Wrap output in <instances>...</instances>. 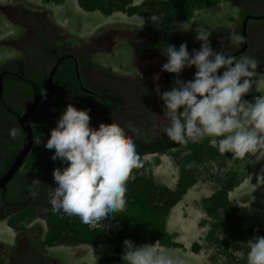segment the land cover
<instances>
[{"label": "clouds", "instance_id": "1", "mask_svg": "<svg viewBox=\"0 0 264 264\" xmlns=\"http://www.w3.org/2000/svg\"><path fill=\"white\" fill-rule=\"evenodd\" d=\"M151 1L153 0H144L143 3H137L133 6H140L145 2ZM29 2L30 0H24L22 2L0 0V4L2 5L9 4L16 5L17 7H28L27 3ZM46 5H49V7L45 6L46 9L51 11V7H53L54 3L52 0H49V3ZM143 10L146 11L148 8L145 6ZM200 10V8L195 7L193 17L196 16ZM84 11L88 12L83 14L87 18H91L94 14H98L99 16L100 13L103 14L100 11ZM118 14L122 16L121 21L126 22L127 25H114V23H111L112 21H110V18ZM42 16L56 24L64 38L66 37L64 32L71 35L77 34V40L82 46L68 41V38L57 42L58 45L59 43L66 45L67 52L73 49V51H71L72 53H76V51L77 53H81L80 47L83 49L85 43H92V39H97L106 35L105 33H97L103 28L102 26L95 31L92 30L88 37H83L76 31H71L67 27L66 29L63 28L58 24V20L55 17L51 18L45 13H43ZM105 16L109 17L108 24L112 25L109 26L108 29L130 27L133 25L132 22L130 23L131 18L147 17V19L150 20H145L137 24V26L153 24V29H165L186 39H188L191 34L187 31L192 27V25L187 24V22L194 19L191 17L187 20H175L167 24L161 13L152 15L147 14V16H129L119 11ZM152 16H155L154 18L157 19L152 21V19L149 18ZM0 19L2 21L0 29L3 31H6V29L15 30L13 35L9 36L7 39L0 40V45L10 47L7 45L9 40L20 41V37L22 36L19 34L20 29L19 27L9 24L8 21L2 19L1 16ZM179 22H181L179 24L180 26H175V23ZM165 24L168 26L166 27ZM78 26L80 27V25ZM193 30L195 32L194 39L200 42L198 50L193 49L190 53L186 43H181L178 47L166 45L162 49V55L166 56V62L161 65L162 72L179 76L183 69L190 67L195 68L192 79L185 81L176 79L174 81V86L162 93L159 92L158 88L156 89L159 99L163 102L162 117L167 121L166 126L163 128L165 139L169 140V142L173 141L183 145L188 142L199 143L202 139L205 140V137L218 138L213 139L211 143H213L220 154L230 153V158H227L229 161L245 159L246 156H254L257 161L260 160L264 157V95L254 96L252 101L242 99L255 82L252 78L264 75L256 71L258 61L249 56L235 57L226 55L223 51L214 50L209 43L210 32L207 28L197 25ZM112 37L114 40L116 38L120 39L117 35H113ZM244 39V36L237 32H229L227 36L228 44L235 47H239L243 44ZM117 46L118 45L109 49L105 47V43L103 42L99 46L92 47V53L89 59L93 69L102 70V74L104 75L109 74L111 76H116V74L107 71L111 69H103L98 66L95 67L93 64V56L97 52H113ZM9 54L10 57L7 62H5V60L3 62L0 61V66L10 67L17 63H13V60L17 61L19 59L17 50L13 48ZM78 57L81 59L80 56ZM55 68L57 70L58 65H56L52 71ZM56 70L52 77V90H54V86L56 85V80L54 79ZM76 70L78 71V69ZM218 70H220L219 74ZM113 71L118 72L115 70ZM121 74L125 73L121 72ZM31 78H34L33 73H31ZM27 82L25 84L37 85L35 82ZM17 84L19 83H16V86ZM68 86L69 84L66 88H68ZM73 92L76 91L74 90ZM41 94L43 95V89H41ZM80 95L82 98H93V96ZM49 102L53 103L51 101ZM55 102L58 101L55 100ZM108 104L114 109L119 108L110 99L108 100ZM59 109L61 110V114L57 115L55 123L49 120L50 124L46 129V132H49L47 135H44L43 139L41 137L45 144L44 146H39L41 158H36V163H34V165L42 166L44 169L52 171V178L56 186L54 188L48 187V203L54 213L59 211L67 214V217L77 216L82 224L89 225L91 228H100L111 232L108 226L112 225V223L120 226V222H108L101 218H108L112 213L121 211L125 207L126 181L131 170L141 166L139 154L135 150L136 145L133 141L135 137L126 136L120 125L114 122L110 124L100 123L96 128L91 127L89 124L90 109H77L72 104H68L66 107L60 104ZM31 112L32 111H30L25 118H28ZM34 122L35 121H33L32 125H34ZM19 129L21 132L20 135L18 134L19 130L15 127L8 130L10 138L15 139L17 136H20L16 142L19 141L21 136L23 137L26 134L23 128ZM22 129L23 132L21 131ZM5 132L7 131L5 130ZM27 158L28 157L24 159L20 168L25 162V165L28 163L26 161ZM15 160L7 166L10 168L5 170L6 172L3 170L1 171L0 178L11 169ZM29 162L31 163V161ZM0 165L6 166L3 165L2 162ZM20 168L17 170L14 177L18 171H20ZM256 180L257 185L264 183V175L258 174ZM10 181L6 185L5 192L1 190L2 197L6 194ZM32 183L41 184L38 179H33ZM3 202L4 200L0 199V205H2ZM27 208H29L28 211H31V214H34V210L27 205L20 210L22 211ZM13 216L10 218L6 216L0 219V222L10 220L9 223L15 231L22 228L17 234L18 237L29 235L36 226L43 229L46 228V224L43 220H40L43 226L42 223L34 225V218L31 219L28 217L30 223H24V221L19 223ZM92 224L94 225L92 226ZM24 231L27 232V235H22ZM5 233L8 234L7 232ZM11 236L15 237L12 234ZM0 242L3 247H0L1 261L3 252L9 254V251H13V249L11 247L8 251H4L8 244H6L4 240H0ZM122 244V252L117 254L115 251L110 257H120L122 254L121 259L123 264H185L182 258L173 254L171 251L160 249L162 245L159 243V245L156 243L138 245L133 240L125 239ZM82 246L88 247L91 251L94 249L98 252H100L102 247L100 245L99 250H96L95 247L91 245L87 246L86 244L77 247L81 248ZM246 247V264H264V236H253L248 239L246 241ZM49 254L51 255L50 251ZM236 254L240 255L241 253L237 252ZM53 258L56 259L55 257ZM101 258L102 256L100 259Z\"/></svg>", "mask_w": 264, "mask_h": 264}, {"label": "flooded vegetation", "instance_id": "2", "mask_svg": "<svg viewBox=\"0 0 264 264\" xmlns=\"http://www.w3.org/2000/svg\"><path fill=\"white\" fill-rule=\"evenodd\" d=\"M237 9L238 20L234 21V17L230 16L229 24L226 29L229 32H237L244 36V42L239 47L228 44L227 37H222L218 41L209 42L210 45H215L214 50L223 51L226 55H232L235 57L249 56L255 58L258 61L257 71L264 72V0H228ZM242 4L248 5L250 12L242 15ZM0 16L2 19H6L9 24L19 27L22 36L20 41L9 40L8 46L15 48L18 52L19 59L13 60L19 70H16L13 66L3 67L0 66V147H5L4 150H0L1 157H11L15 151V145L10 146L11 143H16L20 136L12 139L8 135L10 128H22L20 121H26L25 124L30 126L32 131V142H28L27 135L19 139L20 147L14 156L16 159L20 153L27 149V155H37V131L45 132L50 124V121L55 123L57 115L61 114L60 104L65 107L68 104H72L77 109H90L89 124L91 127L96 128L100 123L110 124L112 122L120 125L126 136H131L135 145L139 146V137L135 130L131 127H125L126 120L129 116L128 106H121L118 109L112 108L108 104L110 99L115 104L117 99H121L124 96L116 94L113 84L108 82L109 78L107 74H102V70L94 68L91 64L89 57L91 56V48L99 46L101 43H105V47L112 49L118 43L112 37L117 35L121 41L125 43H131L135 50L134 63L137 65L138 70L141 73L140 79L147 77L150 83L156 82L170 77V86L174 84L176 79L185 80L192 79L195 71L194 67L185 68L181 71L179 76L161 71V65L166 62V56L162 55V49L166 45H172L178 47L181 43H186L188 51L191 53L193 49H199L200 42L193 40L195 33L189 35L191 42L186 38L178 36L176 33H172L165 29H151L147 26L132 25L130 27H120L108 29V33L100 38L92 39V43H85L83 49H80L81 53L67 52L66 45L62 43L57 44V41H63L65 38L62 32L56 24L47 20L42 16V12L30 9L28 7H17L16 5H2L0 4ZM37 20V21H36ZM234 24V25H233ZM137 27L143 32H135L134 27ZM95 44V45H94ZM73 46V45H72ZM212 48V47H211ZM101 49V48H100ZM80 54V55H79ZM80 56L81 59L78 57ZM65 60H70L75 64V70H82V75H77V81L70 82L67 89H56L54 86L53 96L41 98L38 102V97L44 95L47 87V79L50 77L52 69L61 64ZM58 68V69H59ZM30 71H28V70ZM32 70V71H31ZM77 71V70H76ZM218 70V74H219ZM98 72H101V78L98 79ZM31 73L37 75L45 81L43 87V95L41 89L37 88V85H32V90H28L25 87V83L29 81L34 82L31 78ZM41 73V74H40ZM58 70L55 75L57 78ZM145 76V77H144ZM158 77V78H157ZM98 79V81H97ZM183 80V81H185ZM19 83V87L16 86ZM76 83L78 85H76ZM154 86L144 87L152 90ZM168 86H165V88ZM164 88V89H165ZM76 92H73V91ZM85 92V93H84ZM83 96H93V98H82ZM56 98V99H54ZM57 100L58 102H55ZM49 101L53 102L50 103ZM249 101V100H248ZM129 103L134 104L132 97L129 98ZM37 104V108L33 110L28 118H25L30 109L34 108ZM50 120V121H49ZM34 122V125L32 123ZM5 130L7 132H5ZM23 132V129L21 130ZM49 132V131H48ZM133 133L132 135H127ZM43 135L40 134V138ZM202 139L201 141H203ZM137 143V144H136ZM172 147L178 146L179 143L173 142ZM141 145V144H140ZM138 152H142L140 149H135ZM144 154V152H143ZM36 158H33L34 160ZM26 163V162H25ZM24 163V165H25ZM28 162L27 164H29ZM1 164V163H0ZM31 165L24 169V165L20 168V171L8 184V188L4 197L2 192L0 193V199L4 202L0 205V219L12 217L17 212L25 207L29 206L34 210L35 217L48 224V214L52 212L51 206L48 203L47 192L48 187L54 188L56 186L52 178V171L44 169L42 166ZM13 166V164H12ZM1 171L8 170L10 167L0 165ZM6 172V171H5ZM38 179L41 184H33L32 180ZM8 194V195H7ZM40 213V214H39ZM54 213V212H53ZM67 217V214H66ZM48 229V227H47ZM46 231L38 227L34 230L38 233V238L34 237L33 240L42 242L46 236ZM29 233V232H28ZM44 233V235H43ZM43 235V236H42ZM25 242V241H24ZM34 244V243H33ZM0 247L3 248L0 244ZM51 247H44V253L41 254L36 250L28 251L30 249L29 243L22 244L16 250L3 252L1 255L0 264H45L46 256L50 264H57V259H54L50 254Z\"/></svg>", "mask_w": 264, "mask_h": 264}, {"label": "rangeland", "instance_id": "3", "mask_svg": "<svg viewBox=\"0 0 264 264\" xmlns=\"http://www.w3.org/2000/svg\"><path fill=\"white\" fill-rule=\"evenodd\" d=\"M11 1L22 2L24 0ZM67 1L57 0V2L62 3ZM47 3H49V0H30V2L27 3V6L30 9H38V11H41L42 14L45 13L49 17L53 18L55 17V9L51 7V11L47 10L46 7H49V5H46ZM137 3L133 0V5ZM144 8L145 6L143 4V9ZM200 9L201 10L198 11L197 15L193 17L194 19L187 22V24L192 25L187 32H190L191 34L195 33L193 29L197 25L205 27L210 32L209 42H215L222 37L228 36L229 30H227L226 27L229 24L230 16L234 17V21L238 20V12L234 5L228 0H215L211 7H204ZM192 11L194 12V9ZM146 12L148 13V10H146ZM95 16L100 17V19L92 18L84 21L81 17L69 16V21H71V25L79 24L80 27L91 29L94 24L104 19L103 24L105 25H103V28H101L97 33L107 34L108 27L112 26L108 24L109 17L105 15L98 16V14H94L92 17ZM155 16L149 18L153 21L154 19H157L154 18ZM121 17L122 16L119 14L115 15L113 18H110V21H112L111 23H114V25H127L126 22L121 21ZM62 20L63 19H61V21ZM145 20L150 19H147V17H135L133 19L131 18L130 23L132 22L133 25H137ZM1 23L2 21L0 19V27ZM180 23L181 22L175 23V26ZM152 25L147 26L153 30L154 27ZM143 26H145V24ZM165 26L167 27L168 25L165 24ZM134 30L136 33L143 32V30L138 29L136 26L134 27ZM14 32V29H6V31L0 29V40L7 39L9 36L13 35ZM64 33L66 34L65 39L68 38V41L82 46L77 40V34L71 35L66 32ZM88 36V31L84 30L83 37ZM115 40L118 42L116 49L113 52H97L93 56V64L95 67L98 66L103 69H111L107 71L116 74V76L108 75L109 78L107 81L113 84V88L115 89L117 95H125L121 99H117V101H115L117 107L128 106L127 109L129 116L126 120L125 127L127 128L131 126L139 138L143 140L139 141L148 145V143L150 144L152 141H156L159 138H165L163 128L166 126L167 121L162 117L163 102L159 99L156 89L158 88L159 92L162 93L163 91L169 90L172 86H174V84L170 86V77L166 79L162 77L163 81L157 80L153 83H150L147 80L148 78L145 76V78L141 80V73L138 70L137 65L134 63L135 50L133 49L132 44H127L125 43L126 41H121L118 38ZM187 40L191 42L190 37ZM211 47L213 49L215 45H212ZM12 49L13 48L11 47L0 45V61L3 62L5 60V62H7L10 57L9 52H11ZM113 70L118 72H114ZM260 71L261 72L257 71V73L264 74L262 73V69ZM121 72L125 74H121ZM98 74V79H100L101 72H98ZM252 79L255 82L249 89V92L245 94L242 99L252 101L254 96L264 95V75L253 77ZM33 80L37 83L43 81V78H35ZM183 80H185V77L181 81ZM150 86H154L152 90L144 88ZM165 86H168V88L163 90ZM130 97L134 100L133 105L129 103ZM36 131L37 152L38 157L41 158L39 146H44L45 142L42 139L44 135L48 134V131L38 132L37 129ZM40 134L43 135L42 139L40 138ZM127 135L133 136V133H129ZM213 139L218 138H209L210 145L215 147L213 143H211ZM164 148L166 149L167 146ZM4 149L5 147H0V150ZM183 149H186L188 153L191 152L185 145L179 144L178 146L170 147V150L168 151L143 154L139 158L142 167L140 175L153 180L156 185L167 187L170 190H175L180 172L176 153L181 152ZM228 154L231 155L230 153ZM229 155L227 158H230ZM0 158L2 157L0 156ZM30 161L33 162V165L36 163L34 159H30ZM225 163V165L220 166L215 160H211L203 164H198L195 175V178H197L196 185L183 196L180 202L172 208L167 216L166 232H168L169 235L174 236V241L181 247L170 248L162 246L160 249L171 251L173 254L182 258L185 264H235L241 259L244 261L246 260V241L242 243V248L240 250L234 251L231 249L228 253H225L222 249H220L217 241L209 240L207 237L208 232L211 229L210 223L215 219L210 217L205 212L202 206V201L203 199L212 196L214 191L222 186L218 182V178L222 177V175L228 171H238L241 178V183L229 193L230 201L238 208V214L243 217L239 225L242 227L254 226L256 229H259L257 224L253 222V220H255V215H259L260 223L262 224V227H264V183L257 185L256 180L258 174L264 175V157L257 161L254 156H246L245 159H238L235 161H229L227 159ZM30 165L31 164H26L24 169L26 170ZM135 174L136 173L134 171L130 172L128 179L134 178ZM28 210L29 208L23 209L20 213L13 216V218L18 219L24 213H27ZM64 216L66 217V214H64ZM222 216L224 218V215ZM40 220V215H38V218L33 221V224L36 225L38 223H42V220ZM9 222L10 220L0 222V240H4L5 243L8 244L6 250L4 251H8L11 247L13 250H16L22 244L25 245L27 242L30 245V249L28 251L34 252L37 249V252H40L41 254L44 253L45 250H41L38 242L33 240L34 237L38 236V233L34 231L38 228V226H36L29 235L25 237H18L17 234L22 230V228L15 231ZM114 224L115 223H112V225L108 226V229L111 231L109 233H114L119 229L120 226ZM93 225L94 224H92V226ZM225 225L227 228H231L235 226V223L228 222ZM46 229L47 227L44 230L46 231ZM5 232L10 233L15 237L6 234ZM218 233L220 234L221 232L215 233L216 237ZM112 235L109 234V237L111 238ZM222 237L223 236H221V238ZM196 244L199 246L198 251L193 248ZM105 245L108 246V248L102 251L100 250V252L95 251L91 246L89 247L92 248L93 251L89 250L86 246H82L81 248L77 246H63L51 248L50 253L53 257L59 259L62 264H83L85 262L98 264L101 256L104 258L107 256L110 257V255L115 252V246L113 243L108 241L101 246ZM156 247L158 248V246ZM237 252L241 254L237 255Z\"/></svg>", "mask_w": 264, "mask_h": 264}, {"label": "trees", "instance_id": "4", "mask_svg": "<svg viewBox=\"0 0 264 264\" xmlns=\"http://www.w3.org/2000/svg\"><path fill=\"white\" fill-rule=\"evenodd\" d=\"M215 0H153L151 2H145L144 6L148 8V13L143 10V5L133 6L132 0H79V5L86 11H100L105 15H111L114 12H123L129 16L141 15L147 16V14H163V17L167 24L172 23L175 20H187L193 17L196 8L210 7ZM250 12L248 5L242 4V15L245 16ZM58 42V41H57ZM176 47V46H175ZM16 70L19 68L16 64H13ZM59 68V67H58ZM58 76L56 78V88H66L70 82H77V75L81 77L82 70H75V64L70 60L62 62L61 67L58 69ZM56 70V73H57ZM55 73V75H56ZM41 78L34 76V78ZM55 79V76H54ZM35 82V81H34ZM28 83V82H27ZM36 83V82H35ZM45 81L37 82V88H42ZM30 85V86H29ZM25 84L28 90H32L31 84ZM76 85H78L76 83ZM19 87V84H17ZM67 89V88H66ZM20 135V129L17 128ZM22 137V136H21ZM165 137V135H164ZM210 137H205V140L199 143L188 142L185 145L191 152L186 153V149L179 153H176L179 166V178L175 190H170L167 187L156 185L151 179L140 175L141 166L139 168H133L131 170L136 174L134 178L126 181L125 200L126 204L123 210L117 211L111 214L108 218H101L108 222H120V229L114 232L112 235L105 229L91 228L89 225L82 224L77 216L65 217L62 212H50L48 214V229L45 238L42 242H39V248L41 250L44 247L54 246H79V245H91L96 250L100 249V245L110 241L115 246V251L120 254L123 250L122 242L127 240H133L136 244L145 243H159L162 246L170 248L181 247L174 241V236L169 235L166 232V219L172 208L180 202L183 196L193 188L197 183L195 178L197 165L206 163L207 161L215 160L218 165L223 166L227 160V154H220L216 147H212L209 142ZM142 140V139H140ZM143 141V140H142ZM135 143V142H134ZM137 144V143H136ZM141 144V145H140ZM15 145L14 154L7 158H0V162L3 165L9 166L14 159L17 149L21 144L16 142L10 144ZM167 148L165 149L164 147ZM172 147L171 141L165 138H159L148 145L139 141L137 149L142 152H138L139 158L144 153L164 152L170 150ZM186 150V151H185ZM231 156V155H229ZM37 155H30L26 159L27 162L30 159L36 158ZM218 182L222 185L214 194L210 197L203 199L202 206L205 212L215 220L210 223V231L208 232V239L217 241L220 249L225 253L229 250L238 251L242 248V243L252 238L253 236H264V227L260 223L259 215H255L253 222L257 224L259 229L253 227L240 226V222L243 219L238 214V208L235 207L229 198V193L241 183V178L238 171L231 170L218 178ZM8 195V194H7ZM21 210L19 211V213ZM224 215V218L223 216ZM28 217L33 219L35 213L31 214V211H27L21 217L17 219L20 223L29 222ZM233 222L235 226L227 228L226 223ZM30 223V222H29ZM218 233L217 237L215 233ZM109 234L112 237H109ZM22 235H27V232H23ZM221 236H223L221 238ZM193 248L198 251L199 246L196 244ZM64 255V254H63ZM120 257H102L98 264H123ZM46 263L49 256H46ZM59 258V256H58ZM57 259V258H56ZM57 264L62 262L57 259ZM89 264V263H83ZM235 264H246V260H239Z\"/></svg>", "mask_w": 264, "mask_h": 264}, {"label": "crops", "instance_id": "5", "mask_svg": "<svg viewBox=\"0 0 264 264\" xmlns=\"http://www.w3.org/2000/svg\"><path fill=\"white\" fill-rule=\"evenodd\" d=\"M54 5L53 8L55 9V18L58 20V24L61 25L63 28L66 29V27L71 30V31H76L80 36H83V31H88V33H90L92 30L95 31L96 29L102 27L103 24V20L102 21H98L96 24H94V26L91 29L85 28V27H79L76 24L71 25V21H69V16H78L81 17L84 21L90 20V19H100V17H91V18H87L85 17L83 14L84 13H88L85 12L80 5H78V0H66L67 2L62 3V2H57L52 0ZM136 3L137 2H143L144 0H134ZM94 16V15H93ZM99 16V15H98ZM100 16H104L103 14L100 13ZM61 19H63L61 21ZM106 22V21H105ZM9 235H11L10 233H8ZM157 246V245H156ZM108 246H102L101 247V251L104 249H107Z\"/></svg>", "mask_w": 264, "mask_h": 264}, {"label": "water", "instance_id": "6", "mask_svg": "<svg viewBox=\"0 0 264 264\" xmlns=\"http://www.w3.org/2000/svg\"><path fill=\"white\" fill-rule=\"evenodd\" d=\"M55 70H56V68L52 71V74L48 78V84H47L46 90L44 92V95L41 96V97H38L37 102L41 98H45L47 96H50V97L52 96V89H53V79H52V77H53V74H54ZM1 89L2 88H0V94H1ZM36 106L37 105H35L34 108L30 109V111H33L36 108ZM27 115H26V117H27ZM24 122L25 121H20V124H21L22 128L24 129V131L27 134L28 142L31 143L32 142L31 130H30V127L26 126ZM26 155H27V149H24L20 153V155L17 156V158H16L13 166L11 167V169L6 174H4L3 177L0 178V192H1V190H3L5 192L7 183L14 177L15 173L20 168L22 162L26 158Z\"/></svg>", "mask_w": 264, "mask_h": 264}]
</instances>
